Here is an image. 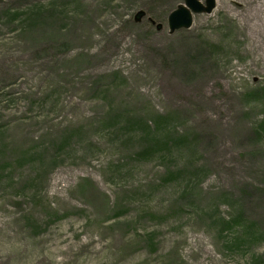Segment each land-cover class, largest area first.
Wrapping results in <instances>:
<instances>
[{
    "label": "rangeland",
    "instance_id": "obj_1",
    "mask_svg": "<svg viewBox=\"0 0 264 264\" xmlns=\"http://www.w3.org/2000/svg\"><path fill=\"white\" fill-rule=\"evenodd\" d=\"M214 3L0 0V264H264V60Z\"/></svg>",
    "mask_w": 264,
    "mask_h": 264
},
{
    "label": "bare ground",
    "instance_id": "obj_2",
    "mask_svg": "<svg viewBox=\"0 0 264 264\" xmlns=\"http://www.w3.org/2000/svg\"><path fill=\"white\" fill-rule=\"evenodd\" d=\"M242 1L243 3L241 1L232 3V0H219L220 6L225 8L227 17H230L232 20H234L236 25L238 26V29L241 32L245 33V47L253 55L249 64L246 66V70L243 69L245 68L243 66L238 67L236 68L234 74H242V72L243 74H249L251 70L260 71L261 68H259L258 61L260 62V60H264V0ZM253 6L255 8L254 15L249 12V10L252 9ZM254 67L258 68L259 70L255 69ZM216 74L222 73L218 72ZM199 84H207L206 87H208L209 89L207 91H204L205 93H210V86L208 82L204 81ZM200 85H198L199 89H201ZM228 95H230L229 92ZM199 98H203L201 93H199ZM214 101V105L218 107L223 104L222 101L228 103L226 99H222V101L214 99Z\"/></svg>",
    "mask_w": 264,
    "mask_h": 264
},
{
    "label": "water",
    "instance_id": "obj_3",
    "mask_svg": "<svg viewBox=\"0 0 264 264\" xmlns=\"http://www.w3.org/2000/svg\"><path fill=\"white\" fill-rule=\"evenodd\" d=\"M214 4V0H204V3L199 0H184V5L178 4L168 15L169 31L173 32L179 28L189 27L192 22L193 12H209L214 7ZM143 15L144 11L138 10L134 18L135 20H140Z\"/></svg>",
    "mask_w": 264,
    "mask_h": 264
}]
</instances>
